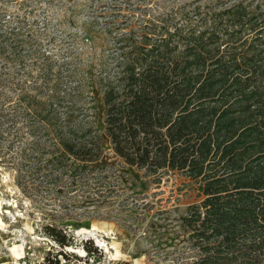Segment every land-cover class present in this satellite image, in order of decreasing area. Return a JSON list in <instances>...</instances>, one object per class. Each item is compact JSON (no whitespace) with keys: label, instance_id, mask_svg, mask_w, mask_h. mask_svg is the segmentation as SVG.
<instances>
[{"label":"trees","instance_id":"16d2710c","mask_svg":"<svg viewBox=\"0 0 264 264\" xmlns=\"http://www.w3.org/2000/svg\"><path fill=\"white\" fill-rule=\"evenodd\" d=\"M249 7L237 2L195 24L173 15L150 22L97 76L101 130L91 96L85 110L62 116L54 98L23 93L20 118L0 110L1 132L14 133L19 120L41 135L28 164L35 173L52 167L55 179L92 174L104 142L147 176L175 174L196 200L180 215L193 251L184 264H264V12ZM44 229L65 246L63 230Z\"/></svg>","mask_w":264,"mask_h":264},{"label":"rangeland","instance_id":"374dc122","mask_svg":"<svg viewBox=\"0 0 264 264\" xmlns=\"http://www.w3.org/2000/svg\"><path fill=\"white\" fill-rule=\"evenodd\" d=\"M237 2L264 12V0H0V110L12 108L20 118L23 103L17 100L25 93L39 102L54 98L59 114L72 110L75 116L91 96L101 130L97 76L111 72L150 22L173 15L195 24L206 12ZM16 124L14 133L0 128V264L191 259L180 215L196 200L182 178L125 166L107 142L95 171L74 182L55 179L52 167L35 173L30 150L44 139ZM46 226L66 233L65 246L45 235Z\"/></svg>","mask_w":264,"mask_h":264},{"label":"bare ground","instance_id":"6f19581e","mask_svg":"<svg viewBox=\"0 0 264 264\" xmlns=\"http://www.w3.org/2000/svg\"><path fill=\"white\" fill-rule=\"evenodd\" d=\"M89 233H91V231L89 230ZM98 243H100L99 241H98Z\"/></svg>","mask_w":264,"mask_h":264}]
</instances>
